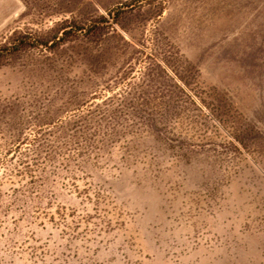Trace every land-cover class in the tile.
Wrapping results in <instances>:
<instances>
[{
  "label": "rangeland",
  "instance_id": "1",
  "mask_svg": "<svg viewBox=\"0 0 264 264\" xmlns=\"http://www.w3.org/2000/svg\"><path fill=\"white\" fill-rule=\"evenodd\" d=\"M0 52V264H264V0H0Z\"/></svg>",
  "mask_w": 264,
  "mask_h": 264
},
{
  "label": "trees",
  "instance_id": "2",
  "mask_svg": "<svg viewBox=\"0 0 264 264\" xmlns=\"http://www.w3.org/2000/svg\"><path fill=\"white\" fill-rule=\"evenodd\" d=\"M102 20H104V22H106L105 19H102ZM94 30H95V29H94ZM26 38H27V37H23V38H21V39L19 40V44H18L16 47H13V51L18 50V49H20L21 47H24V48H25V47H27V46H33V45H35L34 42L26 41ZM62 40H64V38H62ZM2 58H3V53L0 52V62H1Z\"/></svg>",
  "mask_w": 264,
  "mask_h": 264
}]
</instances>
